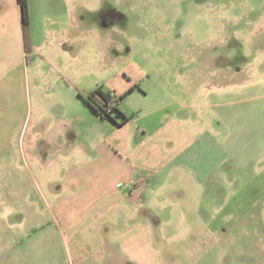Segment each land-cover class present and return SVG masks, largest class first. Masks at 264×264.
Returning a JSON list of instances; mask_svg holds the SVG:
<instances>
[{
	"label": "rangeland",
	"instance_id": "obj_1",
	"mask_svg": "<svg viewBox=\"0 0 264 264\" xmlns=\"http://www.w3.org/2000/svg\"><path fill=\"white\" fill-rule=\"evenodd\" d=\"M1 2L8 14L16 9L17 0ZM66 7L81 28L65 41L62 58L49 64L28 53L20 67L12 55L0 67L4 264L29 255L31 237L45 242L58 225L74 159L124 138L79 102V91L97 88L124 96L121 110L141 119L128 127L138 161L142 145L154 153L153 140L166 144L182 131L181 159L195 168L151 184L144 196L161 220L151 221V264H264V0H67ZM168 104L181 108L161 111ZM65 120L76 140L59 135ZM124 228L110 233L103 253L100 234L82 232L85 264H106L110 251L112 264H136L119 244ZM62 241L60 259L78 258ZM41 255L49 259L52 249L44 246Z\"/></svg>",
	"mask_w": 264,
	"mask_h": 264
},
{
	"label": "crops",
	"instance_id": "obj_2",
	"mask_svg": "<svg viewBox=\"0 0 264 264\" xmlns=\"http://www.w3.org/2000/svg\"><path fill=\"white\" fill-rule=\"evenodd\" d=\"M28 2L30 9L28 51L36 58H41L44 62L51 64L56 60L55 58H62L66 52L65 50L69 49L65 41L70 40L74 35H78L77 33L81 28L80 22L71 20L66 7L67 0H28ZM4 5L5 3L0 0V67L6 65L8 63L7 57L12 55H17L18 64L23 67L25 63H28L29 55L25 49L20 6L17 0L16 9L8 14ZM61 36L65 38L62 39ZM74 57H76L74 60L78 58V56ZM9 65L11 66V64ZM49 88L50 95L56 98V103H59L60 99L53 92V88L50 86ZM114 95L120 97L117 94ZM78 100L79 102L82 101L79 97ZM81 104L87 107L83 101ZM121 106L122 102L119 106L120 110ZM171 107L176 110V108H181V105L168 104L162 107L161 111L166 112ZM165 116H172V114H166ZM95 118L99 119L100 117ZM140 120V118L133 117L123 126L118 127V133L116 134H120V131L121 134L126 132L124 138L120 139L117 136L105 144L97 145L93 150L94 155L92 158L88 160L74 159L75 163L72 170L66 175L68 196L63 202L64 209L57 211L58 225L53 227V231L49 232V235L43 237L46 240L45 242L40 241L38 234L31 237L29 255L10 258V264H28V262L29 264H40V260H45L46 264H85L82 249L88 246L87 242L79 241L80 234L90 230L99 233L101 240L99 250L103 253V248L108 249L109 243L106 241L110 233L114 229L118 230L124 224L126 228L123 231L127 234L122 242H119L121 248L123 247V251L125 249L128 257L136 264L152 263L148 251L149 247L152 248L153 245H151L150 239L151 221L157 226L161 220L156 214L145 208L144 196L146 193L151 192V184L165 185L175 175V171H179V174L185 169L193 174L195 168L181 159L183 155L181 148L182 131L181 133L179 131L178 138L169 139L166 144L161 140H153L154 143L150 144L159 147V150H155L154 153L152 150L148 151L151 147L153 149V146L148 145L147 147L146 145V148L142 145L143 148L140 150L142 160L138 161L135 158L131 140L135 136L132 137L128 127L131 122L135 123ZM63 125L65 127L63 129L62 126L59 135L65 141H70L71 138L76 140L78 134L70 128V120H65ZM123 128L127 129L124 130ZM169 130L173 131L172 128H169ZM160 131L158 130V132ZM148 133L149 131H144L145 135H148ZM160 133L166 134V132ZM155 134H157V131H155ZM193 141H190L188 145ZM174 144L177 152L172 150ZM188 145L183 149H186ZM167 146H170V148H166ZM167 149L172 150L171 154H168ZM78 153H81V148ZM88 184L90 187H88ZM120 185L125 188L120 190L118 188ZM59 205L60 202L58 201L57 207ZM119 216H125V220L122 221L121 225ZM59 233H61V237L58 235ZM62 237L65 245L69 243L77 249L78 258H73L74 256L68 253V260L60 259L57 251L60 249L59 244L61 242L59 241ZM116 243L119 245L118 241ZM44 246L52 249L53 255L49 259H43L41 255ZM66 248L70 252L69 245H66ZM107 257L109 262L106 264H112L111 251ZM5 258L6 255L0 256V264L5 263ZM117 261L116 258L115 263Z\"/></svg>",
	"mask_w": 264,
	"mask_h": 264
},
{
	"label": "trees",
	"instance_id": "obj_3",
	"mask_svg": "<svg viewBox=\"0 0 264 264\" xmlns=\"http://www.w3.org/2000/svg\"><path fill=\"white\" fill-rule=\"evenodd\" d=\"M20 11L22 30L25 43V49L29 53L30 42V9L28 0H18ZM78 97L87 105V107L98 117L108 120L114 125L121 127L131 118L126 116L119 106L124 96L117 97L110 92H105L101 88H97L93 92H78ZM122 118L121 121L118 119Z\"/></svg>",
	"mask_w": 264,
	"mask_h": 264
}]
</instances>
